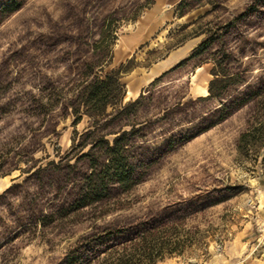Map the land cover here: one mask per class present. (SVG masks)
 I'll return each instance as SVG.
<instances>
[{
  "label": "rangeland",
  "instance_id": "1",
  "mask_svg": "<svg viewBox=\"0 0 264 264\" xmlns=\"http://www.w3.org/2000/svg\"><path fill=\"white\" fill-rule=\"evenodd\" d=\"M5 2L0 264H66L90 240L83 258L98 264L159 224L180 246L155 264L264 259V130L237 149L264 118V0H14L13 11ZM121 65L132 67L121 105L140 102L74 124L69 100L86 74ZM212 80L220 97H207ZM123 131L140 180L77 208L90 165L103 160L100 139Z\"/></svg>",
  "mask_w": 264,
  "mask_h": 264
},
{
  "label": "trees",
  "instance_id": "2",
  "mask_svg": "<svg viewBox=\"0 0 264 264\" xmlns=\"http://www.w3.org/2000/svg\"><path fill=\"white\" fill-rule=\"evenodd\" d=\"M4 8L7 11H13L17 7L14 5V0H6ZM105 25L108 32L107 36L112 37L113 29L109 23ZM113 39L114 36L112 37ZM111 43L106 46L103 45V40H100L97 42V45L102 48H109L108 51L110 53ZM110 59L111 56H108L107 60L105 59L106 63H109ZM131 68L121 65L117 69H110L103 75L95 74L92 71L87 73L86 75L89 78L85 80L82 87L69 100L71 113L76 116L73 123L77 124L83 115L92 118H104L108 114V107L115 108L116 106H120L122 109H126L138 104L142 98L141 95L134 101L121 105L124 97V86L120 82V77L122 73L130 71ZM215 81H210L207 97H220V94L215 95L213 92L212 85ZM114 110V113L110 114V116L113 119H117L122 111ZM226 116V114L222 115L221 119H224ZM257 130H264V118L259 121L257 127H253L251 130L247 129L240 134L237 149H244L249 142L248 137ZM113 133L116 134L117 132ZM127 133L126 131L119 133L112 139L110 144L103 138L100 139L102 144L99 146V151L103 160L90 165L92 170L86 178L85 187L87 193L76 202L77 208H84L103 197H107L115 185L122 190H128L140 180V177L136 176L130 157L126 154L130 142L124 138ZM92 149L93 145L90 146L89 151ZM163 225L150 226L139 231L135 237L128 241H121L115 248H106L103 251L105 255L98 261V264H155L157 260L163 259L165 255L174 253L180 245L172 240L173 237L167 238L161 235L159 228ZM106 234L110 236L111 232H107ZM93 242L90 240L86 245H80L71 250L66 256L65 263L92 264L94 257L86 261L83 256L93 248Z\"/></svg>",
  "mask_w": 264,
  "mask_h": 264
},
{
  "label": "crops",
  "instance_id": "3",
  "mask_svg": "<svg viewBox=\"0 0 264 264\" xmlns=\"http://www.w3.org/2000/svg\"><path fill=\"white\" fill-rule=\"evenodd\" d=\"M173 59V58H172ZM177 59V58H174L173 61ZM171 60V58L169 60H166L165 63H164V66H166L167 64H169V61ZM208 92L206 90V93H203L204 95H206ZM252 264H264V259H259L258 261H254Z\"/></svg>",
  "mask_w": 264,
  "mask_h": 264
}]
</instances>
